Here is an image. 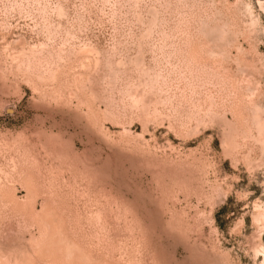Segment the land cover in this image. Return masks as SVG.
Here are the masks:
<instances>
[{
  "label": "rangeland",
  "instance_id": "374dc122",
  "mask_svg": "<svg viewBox=\"0 0 264 264\" xmlns=\"http://www.w3.org/2000/svg\"><path fill=\"white\" fill-rule=\"evenodd\" d=\"M0 264H264V0H0Z\"/></svg>",
  "mask_w": 264,
  "mask_h": 264
}]
</instances>
